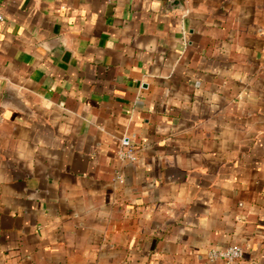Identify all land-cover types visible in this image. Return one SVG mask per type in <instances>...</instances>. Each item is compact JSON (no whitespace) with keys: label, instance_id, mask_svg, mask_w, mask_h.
<instances>
[{"label":"crops","instance_id":"0c3cea01","mask_svg":"<svg viewBox=\"0 0 264 264\" xmlns=\"http://www.w3.org/2000/svg\"><path fill=\"white\" fill-rule=\"evenodd\" d=\"M0 10V264H264V0Z\"/></svg>","mask_w":264,"mask_h":264},{"label":"built area","instance_id":"2783aa9c","mask_svg":"<svg viewBox=\"0 0 264 264\" xmlns=\"http://www.w3.org/2000/svg\"><path fill=\"white\" fill-rule=\"evenodd\" d=\"M182 2H186L187 0H181ZM4 14L0 10V24L4 22ZM135 151L136 146L132 144L130 140H123L121 144V149L118 152V157L122 161H135ZM243 255V250L240 246L234 245L227 247L225 249H214L209 251L206 257V264H213L217 262H223L226 264H233L237 260L241 259Z\"/></svg>","mask_w":264,"mask_h":264},{"label":"water","instance_id":"95a60500","mask_svg":"<svg viewBox=\"0 0 264 264\" xmlns=\"http://www.w3.org/2000/svg\"><path fill=\"white\" fill-rule=\"evenodd\" d=\"M173 7L183 8V2L181 0H170Z\"/></svg>","mask_w":264,"mask_h":264}]
</instances>
